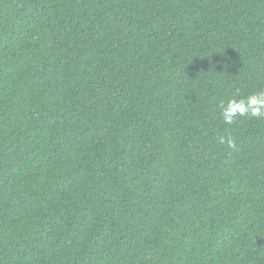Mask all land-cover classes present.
Instances as JSON below:
<instances>
[{"label":"trees","instance_id":"16d2710c","mask_svg":"<svg viewBox=\"0 0 264 264\" xmlns=\"http://www.w3.org/2000/svg\"><path fill=\"white\" fill-rule=\"evenodd\" d=\"M262 92L264 0H0V264H264Z\"/></svg>","mask_w":264,"mask_h":264},{"label":"clouds","instance_id":"9594fccd","mask_svg":"<svg viewBox=\"0 0 264 264\" xmlns=\"http://www.w3.org/2000/svg\"><path fill=\"white\" fill-rule=\"evenodd\" d=\"M221 114L224 122L229 125L235 122L237 116L264 117V92L255 93L240 100L229 99ZM220 142L225 141L221 138ZM227 143L229 147H235L234 141L228 140Z\"/></svg>","mask_w":264,"mask_h":264}]
</instances>
